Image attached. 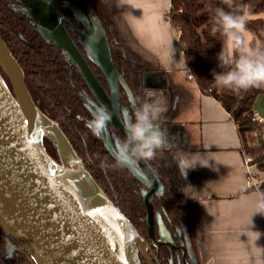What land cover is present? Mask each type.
Returning <instances> with one entry per match:
<instances>
[{
    "label": "water",
    "instance_id": "1",
    "mask_svg": "<svg viewBox=\"0 0 264 264\" xmlns=\"http://www.w3.org/2000/svg\"><path fill=\"white\" fill-rule=\"evenodd\" d=\"M19 1L26 5L21 11L33 22L36 31L46 43L53 42L67 54L66 58L77 66L92 93L102 90L68 36L52 2ZM71 12L88 30L83 42L86 55L104 75L114 100L117 101V82L124 86L132 100L114 68L99 19H92V28L80 9L71 8ZM155 74L145 73L144 82ZM2 75L6 76L9 86ZM164 100L168 113L171 109L169 87ZM115 113L118 116L117 110ZM117 127L124 137L123 126ZM45 138L54 147L56 159L46 151ZM105 145L110 148L108 142ZM124 165L147 188L142 191V198L147 234L152 239L153 212L149 195L162 189L161 182L153 170H144L143 163L140 168ZM157 222L161 237L169 240L159 215ZM0 233L5 236L6 252L15 249L25 254L30 264H140L138 248L143 239L86 171L57 123L37 108L20 66L1 38ZM191 258L196 264L192 253Z\"/></svg>",
    "mask_w": 264,
    "mask_h": 264
},
{
    "label": "trees",
    "instance_id": "2",
    "mask_svg": "<svg viewBox=\"0 0 264 264\" xmlns=\"http://www.w3.org/2000/svg\"><path fill=\"white\" fill-rule=\"evenodd\" d=\"M9 1L0 0V38L20 66L26 87L37 108L57 123L73 148L76 147V141L82 147L81 138L71 123L69 128H66L63 123L64 120L72 119L74 124L76 120L75 110L69 112L67 108L71 107L72 95L76 96L72 85L79 79L77 70L64 60L57 48L44 42L29 25L24 15L13 9ZM74 1L80 5L91 2L103 22L107 14L108 18L114 21L115 28L120 29L124 36L126 35L113 0ZM217 7L228 11L236 10L241 15L264 14V0H234L232 9L227 8L223 0H170L169 15L168 18L165 17V20L169 22L174 32L180 29L178 43L181 46L184 63L186 62L185 67L192 75L195 84L202 93L214 98L229 114L236 127L241 152L249 156L252 164L264 172V128L252 121L253 104L259 95L264 96V88L232 92L217 87L212 77L213 70L220 71L217 67L218 54L227 53L225 38L220 33L215 35L212 33V17ZM245 23L246 31L252 36L250 46H264V20L260 17L246 18ZM132 45L153 61L146 51L134 43ZM122 63L128 67L127 69L130 68L129 63L123 61ZM129 70L127 75L130 74ZM2 76L6 79L4 75ZM85 140L89 142L88 138ZM43 144L46 145L45 149L49 155L57 158L49 140L45 138ZM154 162L160 172L163 171L161 160L157 158ZM129 177L136 182L132 176L129 175ZM179 181L177 189L168 193L164 199L166 213L180 220L191 233L200 232L203 229V223L197 203L194 199L183 195L184 183L182 179ZM258 191L261 196L264 195V180L260 183ZM108 197L115 204L112 195ZM118 199L119 203L115 206L133 227L143 234L145 210L137 188L129 187L125 193L118 196ZM154 209L158 210V208Z\"/></svg>",
    "mask_w": 264,
    "mask_h": 264
},
{
    "label": "crops",
    "instance_id": "3",
    "mask_svg": "<svg viewBox=\"0 0 264 264\" xmlns=\"http://www.w3.org/2000/svg\"><path fill=\"white\" fill-rule=\"evenodd\" d=\"M128 38L146 51L171 93L168 122L181 139L179 154L209 161L183 176V195L194 199L203 229L196 234L201 264H264L263 216L257 211L258 190L247 183L241 144L229 114L187 77L181 46L165 20L170 0H113ZM246 18H262L263 14ZM244 39L250 45L246 34ZM163 80V81H164ZM253 112L264 117V96ZM264 128V126H263ZM255 181L264 172L252 166Z\"/></svg>",
    "mask_w": 264,
    "mask_h": 264
},
{
    "label": "flooded vegetation",
    "instance_id": "4",
    "mask_svg": "<svg viewBox=\"0 0 264 264\" xmlns=\"http://www.w3.org/2000/svg\"><path fill=\"white\" fill-rule=\"evenodd\" d=\"M41 1L52 2L58 17L63 20L62 24L66 29L68 36L84 57L91 73L94 75L103 90H100L97 93H92V91L85 84L77 66L66 58L67 54L59 50L53 42L46 43L43 37L36 31L33 26V22L27 19L25 12L21 11L22 8L26 7V5L19 0L9 1L11 2L13 9L24 15V17L29 21V25L38 33L44 42L57 48L62 54L64 60L69 62L77 70L79 79L76 81V84L74 83V85H72L74 89L73 92L76 96L72 95L71 107L67 108L69 112L75 110L74 116L76 117V120L73 122L74 124H72V119L69 121H63L66 128H69L71 123V126L81 138L82 147H80L78 141L75 140L77 143L75 145L76 147L74 146L75 148H73L75 153L81 160L86 171L111 202L112 200L108 197V195H112V199L115 201V204H117L119 203L118 196H120L121 193H125L126 189L132 186L137 188V192L140 195L143 204L142 191L147 190V188L132 175L124 164L121 165L116 162V138H123V135L120 133L117 126H122L120 117L123 110L127 109L131 111L132 107L141 101L147 90H152L157 98H160L163 102H165L164 95L167 91L166 82L164 83V79H162L161 76H156L157 73L160 72L152 60L144 56V54L132 44L129 45L126 43L127 40L123 37L121 30L115 28L113 21L108 18L107 14L104 16L106 17L104 18V22L101 20L98 13L94 10V4L91 2L80 5L74 0ZM71 8L80 9L87 19L89 23L88 25L92 28V19H99L108 40L114 68L130 91L132 100H129V96L120 82H117V101L114 100L113 93L104 75L86 55L83 42L85 40V36L89 33L86 26L72 14ZM122 61L130 64V70L127 69L128 67L123 64ZM127 70L130 72L129 75H127ZM141 72L142 74H140ZM145 73L156 74L149 75L147 82L145 83ZM5 81L9 86L7 78ZM100 104L105 105L112 113V120L104 132L97 137L91 133V131L86 127V124L92 118L93 113ZM115 110H117L118 116L115 113ZM168 116L169 112H164L161 120V126H166L170 139L169 149L158 157L162 162L163 171L160 172V169L156 166L155 162H153V171L162 185V189L159 192H151L149 195L153 212V238L149 239L147 234L145 212L143 217L145 232L140 234L137 231L143 239L142 246L138 248V259L140 264H193L191 258L192 253L195 263L201 264L200 250L198 240L196 238V234L199 233V231L191 233L180 220L168 216L164 207V199H166L167 194L177 189L180 182L179 179H181V175L176 169H174L173 164V157H175V154L178 151L182 150L181 139L172 126L173 124L168 122ZM86 138L89 139V142L85 140ZM107 142L110 144V148L105 145ZM44 146L46 148L45 144ZM53 159L56 158L53 157ZM129 175L132 176L136 182H133ZM165 184L167 185V188ZM149 190L150 189H148V191ZM154 208H158V210ZM157 215H159L160 221L164 226V229L167 231L170 241L166 236L165 238L161 237L159 233ZM4 238L5 236L0 233V264H30L26 255L15 249H11L7 253Z\"/></svg>",
    "mask_w": 264,
    "mask_h": 264
},
{
    "label": "clouds",
    "instance_id": "5",
    "mask_svg": "<svg viewBox=\"0 0 264 264\" xmlns=\"http://www.w3.org/2000/svg\"><path fill=\"white\" fill-rule=\"evenodd\" d=\"M223 3L232 9L234 0H223ZM245 21V15L222 7H217L212 17L213 35L220 33L227 43V53L221 52L217 57L220 71L213 70L212 77L217 87L237 93L264 88V46L248 45L244 39ZM166 111L164 102L152 90H147L131 111L123 110L120 118L124 137H117L115 144L117 164L140 168L143 163L144 170H153V162L170 146L168 131L161 126L163 113ZM111 120L112 113L105 105L100 104L86 127L99 137ZM173 158L183 176L197 165L209 166V161L203 157L198 159L197 154H179ZM256 208L254 215H264V195L257 201Z\"/></svg>",
    "mask_w": 264,
    "mask_h": 264
},
{
    "label": "built area",
    "instance_id": "6",
    "mask_svg": "<svg viewBox=\"0 0 264 264\" xmlns=\"http://www.w3.org/2000/svg\"><path fill=\"white\" fill-rule=\"evenodd\" d=\"M169 15V8L168 10L165 12L164 17L168 18ZM180 34V30H177L176 32H174L175 35V39L178 41L177 37ZM187 77L188 79L192 80L194 82V79L192 77V75L187 71ZM195 83V82H194ZM252 121H255L257 123L258 126L262 127L264 126V117L258 115L257 113H253L252 115ZM243 154V153H242ZM243 163H244V168H245V175H246V179H247V183L249 185V188H253L255 190H258L260 183H257L255 181L254 178V174L252 172V161L251 158L245 154H243Z\"/></svg>",
    "mask_w": 264,
    "mask_h": 264
},
{
    "label": "rangeland",
    "instance_id": "7",
    "mask_svg": "<svg viewBox=\"0 0 264 264\" xmlns=\"http://www.w3.org/2000/svg\"><path fill=\"white\" fill-rule=\"evenodd\" d=\"M262 17H264V14H263V16ZM110 20H112V18H110ZM113 21V20H112ZM114 22V21H113ZM126 32V31H125ZM245 34H246V36H247V38H248V40L249 41H251L252 40V36H251V34L250 33H248L247 31L245 32ZM123 35V34H122ZM123 37H125V39L127 40V44H129V45H131L133 42L128 38V36H127V34L124 36L123 35ZM132 47V46H131ZM186 71V73H187V70H185Z\"/></svg>",
    "mask_w": 264,
    "mask_h": 264
},
{
    "label": "snow or ice",
    "instance_id": "8",
    "mask_svg": "<svg viewBox=\"0 0 264 264\" xmlns=\"http://www.w3.org/2000/svg\"><path fill=\"white\" fill-rule=\"evenodd\" d=\"M91 214H92V213H89V215H91ZM97 214H100V213H99V210H97Z\"/></svg>",
    "mask_w": 264,
    "mask_h": 264
},
{
    "label": "bare ground",
    "instance_id": "9",
    "mask_svg": "<svg viewBox=\"0 0 264 264\" xmlns=\"http://www.w3.org/2000/svg\"><path fill=\"white\" fill-rule=\"evenodd\" d=\"M180 30V29H179Z\"/></svg>",
    "mask_w": 264,
    "mask_h": 264
}]
</instances>
